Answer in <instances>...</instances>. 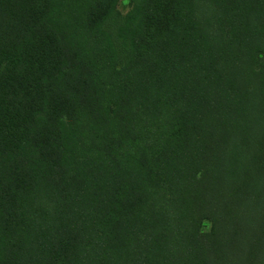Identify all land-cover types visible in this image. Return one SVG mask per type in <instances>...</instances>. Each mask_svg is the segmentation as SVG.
Masks as SVG:
<instances>
[{"label":"trees","instance_id":"obj_1","mask_svg":"<svg viewBox=\"0 0 264 264\" xmlns=\"http://www.w3.org/2000/svg\"><path fill=\"white\" fill-rule=\"evenodd\" d=\"M0 0V264H264V0Z\"/></svg>","mask_w":264,"mask_h":264},{"label":"rangeland","instance_id":"obj_2","mask_svg":"<svg viewBox=\"0 0 264 264\" xmlns=\"http://www.w3.org/2000/svg\"><path fill=\"white\" fill-rule=\"evenodd\" d=\"M117 8L118 11L121 13V15H124L126 12L130 10V6L127 4L125 5L123 0L118 3Z\"/></svg>","mask_w":264,"mask_h":264}]
</instances>
